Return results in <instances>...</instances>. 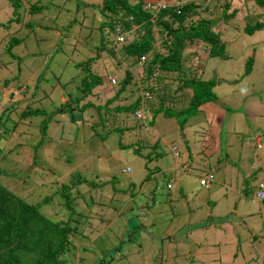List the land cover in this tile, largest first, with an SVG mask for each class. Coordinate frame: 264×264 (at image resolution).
Returning <instances> with one entry per match:
<instances>
[{
	"label": "rangeland",
	"instance_id": "374dc122",
	"mask_svg": "<svg viewBox=\"0 0 264 264\" xmlns=\"http://www.w3.org/2000/svg\"><path fill=\"white\" fill-rule=\"evenodd\" d=\"M101 2L21 0L18 26L12 23L4 34L7 41H21L11 50L16 57L0 53V77L4 71L11 79L6 86L0 84V111L5 106L23 108L26 102L31 109L64 106L77 94L83 76L75 63L95 55L89 69L100 77L110 70L107 61L125 65L95 49L98 33L91 29L95 11L89 4ZM224 2L216 0V8L205 14L215 19L212 30L218 33L222 55L207 56L197 48L198 57L191 63L202 80L216 83L211 89L216 100L187 116L181 129L174 119L156 117L127 138L112 129L107 132L109 127H128L116 116L103 130L92 131L95 137L78 110L73 122L58 114L55 124L46 121L43 131L37 118L26 128L7 126L10 133L0 157L9 151L10 166L0 163V183L28 203L49 197L51 205L40 211L50 214L61 208L55 190L75 174L102 183L95 204L88 194L71 195L70 226L79 229L68 234L72 251L66 257L71 264L264 263V204L251 198L255 180L249 176L257 170L256 180L264 178V155L253 145L256 135L264 138V7L248 0H227V7ZM35 3L43 8L31 15L28 9ZM12 18L8 1L0 0V24ZM256 22L261 26L253 29ZM3 41L1 37L0 50ZM3 64L6 69L1 71ZM140 66L133 69L136 79ZM114 75L80 103L110 99ZM129 122L137 125L134 118ZM251 158L254 163L248 164ZM209 170L214 181L203 188L198 179ZM110 178L114 181L107 182ZM86 187L81 185L85 193Z\"/></svg>",
	"mask_w": 264,
	"mask_h": 264
},
{
	"label": "trees",
	"instance_id": "16d2710c",
	"mask_svg": "<svg viewBox=\"0 0 264 264\" xmlns=\"http://www.w3.org/2000/svg\"><path fill=\"white\" fill-rule=\"evenodd\" d=\"M7 1L14 18L0 24V38L5 40L1 43L3 50H0V53H6L14 58L16 56L11 50L21 41L15 38H9L7 41V35L5 37L4 34L12 23L15 22L18 26L16 13L21 6V0ZM157 1L159 0H136L130 4L128 0H102L100 4H89L95 11L91 29L98 33L95 49L105 51L112 57L117 56L125 64L120 65L116 62L112 65L109 61L106 62L108 67L111 65L107 74H115L117 81L113 86L115 93L103 104L95 105L90 100L80 103L93 89L107 80L104 78H110L112 75L107 76L104 73L102 79L90 71L89 64L95 61L98 55L84 62L75 63L74 68L82 69L83 76L77 87V94L67 98L64 106L61 104L53 110H48L46 105L31 109L26 102L23 108L15 105L5 106L0 111V155L8 139L7 133H10L7 130L9 124L16 128L21 124L26 128L32 124L30 119L37 118L38 129L43 131L46 121L49 125L55 124L58 114H67L68 119L73 122L76 116L74 110H78V114L86 117L87 126L93 136L96 137V132L92 131L103 130L108 120L118 116L122 120L120 125L126 124L128 127H109L107 132H111L112 129V132H119L127 138H132L144 123L146 125L153 123L156 117L174 119L178 129H181L187 116L195 114L201 106L213 103L216 97L211 93V89L216 83L202 80L201 74L196 72L191 63L198 57L194 52L197 48L206 51L207 56L222 55L223 47L219 44L218 33L212 30L215 19L212 20L205 15L216 8V0H205V4L204 0L189 2L177 0L178 4L175 3L177 5L172 4L170 7L151 11L150 6ZM224 1L223 5L227 7L228 2ZM248 1L264 7V0ZM180 3L182 5H179ZM39 8L43 7L36 3L30 4L28 13L34 15L35 12H39ZM260 26L261 24L256 22L251 27L258 29ZM118 36L122 38V42L116 41ZM188 49L191 50L187 51ZM141 56L144 57V62L140 66L141 76L136 79L133 69L137 68ZM5 65L3 64L1 71L6 69ZM2 75L4 78L0 77V84L6 86L11 79L4 71ZM18 77L14 78L17 80ZM173 83L176 86L173 87ZM121 102L123 103L120 104ZM16 109L20 111L13 116ZM136 112L143 113L144 119L137 120L134 116ZM131 116L137 125L129 122L133 119H130ZM129 145L120 144V147ZM8 155L9 151L0 157L3 160L0 162L3 168L10 166ZM209 172L210 170L205 174ZM256 175L257 170L249 174L256 181L253 191L258 183ZM112 179L114 178L106 181L113 182ZM100 184L102 185L98 180L87 181L81 174L73 175L68 184H62L59 190H55L54 197L58 199L56 205L61 208L49 214L40 211L43 205H51L49 197H43L40 202L28 203L14 195L4 183H0V264H71L66 257L72 251L68 234L71 228L76 232L79 230L70 226L71 217L74 215V208L70 206L73 202L71 195L82 192L84 197L88 194L90 203L95 204L97 200L94 197L95 193L98 194L100 191ZM81 185H87V193L83 192ZM261 203L264 204V201ZM80 216L83 217L84 214ZM117 250L115 246L114 252Z\"/></svg>",
	"mask_w": 264,
	"mask_h": 264
},
{
	"label": "built area",
	"instance_id": "2783aa9c",
	"mask_svg": "<svg viewBox=\"0 0 264 264\" xmlns=\"http://www.w3.org/2000/svg\"><path fill=\"white\" fill-rule=\"evenodd\" d=\"M116 41L122 42V38L117 37ZM143 61H144V58L140 57L139 63L141 64ZM137 117H138V115H137ZM212 180H213L212 171H210L209 173L205 174V176L199 178L198 184L200 186L206 188L208 186V184L212 182ZM166 187L168 188L169 186L167 185ZM252 198L255 201H264V181L257 183L256 188L252 194Z\"/></svg>",
	"mask_w": 264,
	"mask_h": 264
},
{
	"label": "clouds",
	"instance_id": "9594fccd",
	"mask_svg": "<svg viewBox=\"0 0 264 264\" xmlns=\"http://www.w3.org/2000/svg\"><path fill=\"white\" fill-rule=\"evenodd\" d=\"M182 2H183V1H182ZM156 3H157V2H156ZM156 3H154V4H152V5L150 6V7H152L151 11H153V10H158L159 8L170 7V6L172 5V4H160V3H157V4H156ZM155 4H156V5H155ZM174 4H175V3H174ZM177 4H178V2H177ZM177 4H175V5H177ZM179 5H182V3H180ZM146 6H147V5H146ZM145 8H147V7H145ZM219 44L221 45L220 42H219ZM222 53H223V51H222ZM141 57H143V56H141ZM139 58H140V57H139ZM143 58H144V57H143ZM143 62H144V61H143ZM143 62H142V63H143ZM137 65H138V66L142 65V64L139 63V59H138V63H137ZM147 98H148V99L150 98L148 94H147ZM137 115H138V117H137ZM134 116H135V118H136L137 120H141V119L143 120V119H144V115H143V113H141V112H136ZM171 150H172V151H175V147H172ZM210 171H213V170H210ZM203 176H205V174H204ZM203 176H202V177H203ZM200 178H201V177H200ZM198 180H199V179H198ZM212 181H213V180H212ZM261 181H264V180H261ZM261 181H259V182H261ZM209 184H210V183H209ZM209 184H208V186H209ZM198 185H199V184H198ZM166 186H167V185H166ZM168 186H169V185H168ZM199 186H200V185H199ZM208 186H207V187H208ZM169 187H170V186H169ZM169 187H168V188L166 187V188H167V189H170ZM201 187H202V186H201ZM207 187H206V188H207ZM203 188H204V187H203ZM253 192H254V191H253ZM253 192H252V194H253ZM252 194H251V198H252ZM252 199H253V198H252ZM254 201H255V200H254ZM258 202H262V201H258Z\"/></svg>",
	"mask_w": 264,
	"mask_h": 264
},
{
	"label": "crops",
	"instance_id": "0c3cea01",
	"mask_svg": "<svg viewBox=\"0 0 264 264\" xmlns=\"http://www.w3.org/2000/svg\"><path fill=\"white\" fill-rule=\"evenodd\" d=\"M263 120H264V115H263ZM256 127H258L257 125H256ZM262 129H264V127H262ZM259 130V129H258ZM253 145H254V147L256 148V150L259 152V153H261L262 155H264V138H263V136H258V135H256L255 137H254V139H253ZM261 150H262V152H261ZM253 158H251V159H249L247 162H248V164H252V163H254V161L252 160ZM203 176V175H202ZM263 180H264V178H262ZM262 179H260V181L262 180ZM213 181H214V177H213ZM212 181V182H213ZM211 182V183H212ZM257 182H259V180L257 181ZM210 183V184H211ZM255 183H256V181H254V183H253V185H255ZM209 184V185H210ZM241 185H243V183L241 182ZM209 187V186H208ZM207 187V188H208ZM264 210V209H263Z\"/></svg>",
	"mask_w": 264,
	"mask_h": 264
}]
</instances>
